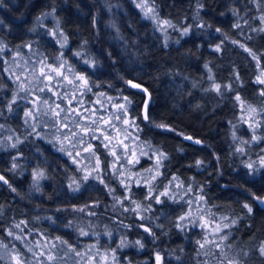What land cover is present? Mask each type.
<instances>
[{"label":"trees","instance_id":"trees-1","mask_svg":"<svg viewBox=\"0 0 264 264\" xmlns=\"http://www.w3.org/2000/svg\"><path fill=\"white\" fill-rule=\"evenodd\" d=\"M150 2L158 15L173 25L166 29L168 41L151 20L144 18L135 0H0V176L7 180L0 181V243L7 245V249L0 247V264H11V256L17 252L30 264H36L37 259L49 264L46 257H34L30 247L36 253L55 256L51 264H89L90 257L95 264H156L157 254L162 264H228L230 260L264 264L258 251L264 242V206L256 200L264 197V167H260L264 140L252 142L246 110L235 99L243 95L248 106L255 100L246 96L262 98L256 78L264 68V32L252 31L264 27L258 19L261 11L250 0ZM233 9L238 16L233 15ZM110 11L115 12V19ZM57 22L68 37L63 49L48 34L56 29ZM236 23L241 27H233ZM185 28L189 30L187 35H181ZM233 40L238 43L233 44ZM239 43L256 53L260 67ZM216 45L221 46L219 52ZM76 52L81 55H74ZM61 55L65 66L88 76L91 91L82 95L86 105L96 106L99 100L106 102L109 110H116L114 104L123 103V96L132 99L130 116L139 131H128L168 156L159 169L161 175L152 183V195L158 196L167 187L174 200L161 197L158 204L148 197L146 183H136L148 177L145 170L153 166L145 155L139 156L140 163L129 167L117 163L114 174L109 152L100 141H90L97 145L101 178L113 190L109 193L91 176L83 179L95 161L87 166L75 164L59 151L57 137L61 134L54 121L41 120L40 106H36L41 99L37 89L46 81H33V86L28 79L35 76L41 59L58 65ZM86 59L93 60L94 66L85 64ZM208 69L215 83L231 88L218 102H214L217 92L211 90L213 80L208 78ZM236 70L248 73L238 85L231 78ZM126 80L148 89L153 123L143 118L145 93L129 88ZM14 94L16 101L9 111ZM29 110L39 115L25 122L24 113ZM156 123H165L174 131L156 128ZM33 125L39 135L33 133ZM69 128L76 129L73 125ZM255 134L264 137V123ZM96 135L103 139L100 132ZM185 136L202 143L195 144ZM84 139L89 140L87 136ZM14 143L16 147H12ZM240 147L243 153L237 151ZM197 160L202 161L199 167ZM249 162H254L256 169L251 174L246 167ZM34 171L45 174L38 184L33 181ZM129 176L130 190L120 183ZM181 183L183 188L178 187ZM76 184L80 187L73 191ZM201 190L204 201L193 203L192 210L199 207L201 215L210 211L212 227L221 217H226L223 223L230 224L219 234L227 235L220 248L207 245L199 249L196 241L206 234L199 222L185 221L183 229L177 227L179 217L190 210L187 201L195 200ZM245 203L253 209L251 213L243 207ZM69 222L72 226L66 227ZM15 224L20 227H13ZM146 227L150 232L144 231ZM81 229L89 235L81 236ZM17 235L21 239H15ZM58 237L82 255L69 252L68 245L59 243ZM209 238L218 241V236L209 234ZM122 241L124 246H120ZM38 242L48 247H36Z\"/></svg>","mask_w":264,"mask_h":264},{"label":"snow or ice","instance_id":"snow-or-ice-1","mask_svg":"<svg viewBox=\"0 0 264 264\" xmlns=\"http://www.w3.org/2000/svg\"><path fill=\"white\" fill-rule=\"evenodd\" d=\"M250 2L255 4L257 9L261 11V15L258 17V19L260 20V23L262 25H264V0H250ZM136 7L139 8L143 12L145 19H151V20L156 21L157 27L159 28V30L164 31V29L166 27H172L173 26L171 24V22L168 20H164V21L159 20V17L156 14L155 6L154 5L150 6L148 3V0H139V2L136 3ZM43 15L48 16V15H51V13H44ZM233 15L238 16V13L235 9H233ZM112 26L115 27V25H112ZM233 27L239 28V27H241V25L239 23H236L233 25ZM188 31H189L188 28L183 29L181 35H187ZM216 31L220 32L221 30L216 29ZM252 31L264 32V27H261L258 29H252ZM48 34L53 37V39L56 41V43L59 44L61 49L65 48L68 45V37L62 31L59 30V22H57L56 29L50 30ZM250 38L251 37H249V39ZM232 43L237 44L238 42L233 40ZM238 46L240 48L244 49V51L248 52L249 55L252 56L253 60H256L257 66L260 67V58L257 57L255 52H253L251 49L247 48L243 43H239ZM220 50H221V46L216 45L215 51L219 52ZM0 51H3V49L0 48ZM74 55L80 56L81 53L76 52V53H74ZM57 59L61 61L58 65L47 64L45 59H41L39 61L41 67L39 69L40 75L38 78H42V80L46 81V83L44 84V87L38 88L37 91L44 92L47 90V91L53 92L54 95H59V93H56L54 91V89L50 86L53 83V81H56L57 78H62L63 80H66L69 84H72L74 89L79 91L81 93V95H83L87 91H91V84H90V80H89L87 75H85V74L76 75L75 73H73V79H69V77L67 75H65L64 72L62 71L65 68L66 61H63L62 55L60 57H58ZM84 63L87 64L89 67H93L95 64V62L91 59L84 60ZM205 68L206 69L208 68L207 64L205 65ZM46 69H47V71H46ZM33 70H35V69H33ZM70 71H72V70L70 69ZM208 71H209V77H208L209 80H213V77L211 75V69H208ZM51 73H54L55 75L53 76V75H51ZM17 79H19V78L17 77ZM237 79H239L238 76H237ZM256 82L258 84L264 85V68H261V74L259 76H257ZM125 83L131 89H136L140 92L145 93L146 95L148 94V89L143 87L138 82H134L133 80H126ZM225 87H230V86H225ZM220 89H221V85L215 83L213 80L211 90L216 91L218 94H220ZM20 90H22V91L25 90L23 84H21ZM259 95L261 97H264V90H261ZM100 96H105V93H100ZM73 99H75V96H73ZM122 99H123V103H115L114 104L116 111L114 113H111L110 117L108 119H105L104 117H100V121H102V125L97 120H92L90 123H85V124H78L75 121H73L75 128L79 129V131H76L74 129L69 128L68 123H66L68 116L62 115V113H66V110L61 108V106L59 104H56L53 107L52 105L49 104L48 100H42L41 101V103H43L45 105H49L47 112L44 114L45 115H47L49 113L51 114L50 118L54 121V125L56 126L57 132L61 134L62 138L57 137V139L59 140V142L61 144L59 151L67 154L69 156V158L72 160V162L75 164L81 163V161L78 158L81 157L82 152L88 154L86 159L92 160L93 158H95V165H93L91 168H89L87 170L86 174L83 176V179L85 181H87L89 179V177L91 176L93 179L98 180V182L100 184H104L106 188H108V185L105 184L104 179L101 178V175H100L101 160H100L99 156L96 155L97 145L92 144L90 141H92V140L100 141V143L103 144V147L109 152V154L115 158L114 162L112 164V170H113V173L116 174L118 171L117 170V162L120 161L122 158L121 154L118 153V151L116 149L118 147L122 146L125 149L123 155L125 158H127L129 146L124 143V140H127V139L131 138V136H132V133L129 132L128 129L135 128L137 131H139V125L135 123V118L130 116V111L134 110L132 99L129 96H123ZM235 99L237 100V102H239L241 104V109L243 110L244 101L242 100V98L239 95H237ZM108 100L110 103L113 102L112 97H108ZM15 101H16V95L14 94L12 100L9 101V103H8V110L9 111H12V105L15 103ZM97 102L102 103V101H99V100ZM69 104H71V100L69 101ZM36 106L39 107V104H37ZM81 107H82V105H81ZM67 111H70L73 115H80L79 113H77L76 108H70ZM261 111H264V109H261ZM248 112L254 114L257 112V110L255 108H252L251 106H248ZM38 115H39V113H34L32 110L25 111V113H24L25 122H27L28 118L35 119L36 116H38ZM81 118L87 120V117H81ZM143 118H144V120L148 121L149 123H153V121L151 119V115H150V99L144 101ZM241 119H243V117ZM115 121H119L120 125H122V127L118 126L115 123ZM93 126H95V127H93ZM154 126L156 128L162 129L164 131H174V129H172L169 125H167L165 123H156V124H154ZM32 127H33V133H35L36 135H39V133L36 132L35 125H33ZM249 127L253 130L252 142L258 143V142L264 140V137L257 136L255 134V129L260 127V122L254 121V117H252L250 119ZM103 129H113L115 132V135H113L111 132H105ZM97 132H100L101 136L103 137L102 140H101L100 136L96 135ZM121 135L124 138L123 140L119 139V137ZM85 136H87L89 138L88 141H85V139H84ZM232 138H233V140L237 139L235 132H233ZM184 139L192 141L195 144H201L202 143V141L194 139L191 136H185ZM64 141H67L69 143L70 147H72V148L77 147V145L83 146L82 152L77 151L75 153V156H73L72 152L64 147ZM19 142L20 141L17 140V143H19ZM242 143H248V141H242ZM12 147H16V143L12 144ZM149 148H150V145H149ZM237 151L243 153L244 149L242 147H240V148H237ZM140 155H147V153H145L143 151L139 152V154H137L136 152H132L131 158H128V164L135 165L136 163H139V156ZM153 155H155V157H156L154 165L151 168L145 170L149 174V176L136 180V183L138 185L146 183L148 186V197L155 199L156 203H158V204L162 203V200L160 199L161 197L167 196L169 199L174 200L175 197L169 195L167 187H166L165 191L160 192L158 196L152 195V192H153L152 183H153V181H155L157 179V177H159L161 175L159 169L162 166V162L164 160L168 159L167 154L162 152V151H159V150L154 151ZM201 164H202V161H200V160L196 161L197 167L201 166ZM13 167H16V165L14 164ZM246 167L251 170L249 174H251L252 172H254L256 170L254 167V162L247 163ZM260 167H264V156L260 157ZM153 172L155 173L154 175L152 174ZM120 175H123V173H120ZM137 175L139 176L140 174H137ZM44 176H45V174L43 171H34L33 172V181L38 184V181L40 179L44 178ZM130 178L131 177L129 176V177H126L125 179H122L120 181L121 185H123L126 189H129V190H130V185L127 181L130 180ZM177 179H178L177 177H173V180H177ZM0 181H4V183H7V180H5L3 176H0ZM169 183H172V181H169ZM79 187H80V185L76 184V186L72 190L76 191L79 189ZM178 187L183 188V184L182 183L179 184ZM191 190H192L191 187H189L187 191L190 192ZM108 191H109V193H111L113 190L111 188H108ZM125 199H128V197H125ZM181 199H183V198L181 197ZM256 200L258 203H260L262 206H264V197L258 196V197H256ZM203 201H204V196L202 194V190H201V194L199 196H197L195 198V200H188L187 204H188V207L190 210L185 212L183 215H181L179 217V221L181 223H178L177 227L183 229L185 227V224L183 222H185V221H188V222L193 223V224L199 222V226L201 227V229L206 230V234H205L204 238L202 240L196 241V243L199 246V249H204L207 245H215L217 248H220L223 241H225L227 239V235H219V234L222 232V229L229 228L230 224L223 223V221L226 219V217H221V221L216 223L215 227H212L211 226L212 225L211 217L213 216V214L210 211L207 212L206 215H201V214H199L201 211L199 207H197L195 210H192L193 203H200ZM133 203H135V201H133ZM139 207H140V205L137 204V208H139ZM243 207L245 209H247V211L249 213H251L253 211V209L247 203H245L243 205ZM84 210L85 209H78V211H84ZM20 223H24V222L21 221ZM232 223L234 224V223H236V221L233 220ZM71 226H72L71 222H69V224L66 225V227H71ZM13 227L19 228L20 225L15 224V225H13ZM144 231L150 232V229L146 227V228H144ZM79 234L81 236L89 235V233L83 231V229L80 230ZM209 234L212 237L218 236V241H217V239H210ZM8 235L13 236V233L11 230H8ZM109 235H110V233H109ZM14 238L19 240V239H21V236L17 235ZM57 240L61 244L68 245L67 241L62 240L59 237L57 238ZM136 244L140 248L144 247L143 243H141L140 240H137ZM120 246H124L123 241L121 242ZM0 247L7 249V245H4L2 243H0ZM36 247L47 248L48 245L47 244L40 245L38 242ZM52 247H55V245L53 244ZM93 247H95V246L93 245ZM199 249L197 250V255L200 254ZM28 250L30 252H33L34 257H46L49 264H51V262L56 259L55 256H53L50 253H45L44 251L36 253L33 250V248H31V247ZM68 250H69V252H75L77 256L82 255L81 253L76 251V249L74 247H72L71 245H68ZM258 251H259L260 256L264 257V242H261ZM114 253H115V250H113V257H112L113 260H115ZM244 254L247 255V253H244ZM104 259L106 260L107 256H105ZM11 260L14 262V264H30V262H26L23 259H21V255L18 252L11 256ZM155 261H156V264H162V258L159 254L156 255ZM36 264H43V261H41L40 259H37ZM89 264H95L94 258H91V257L89 258ZM228 264H238V262L230 260L228 262Z\"/></svg>","mask_w":264,"mask_h":264},{"label":"rangeland","instance_id":"rangeland-1","mask_svg":"<svg viewBox=\"0 0 264 264\" xmlns=\"http://www.w3.org/2000/svg\"><path fill=\"white\" fill-rule=\"evenodd\" d=\"M104 1H108V0H104ZM135 1H136V3L139 2V0H135ZM148 3L150 6L153 5L150 2V0H148ZM155 9H156V7H155ZM142 14H143V12H142ZM156 14L158 15L157 9H156ZM110 15H111L112 19H115V12L114 11H110ZM158 17H159L160 21L165 20L164 18L160 17L159 15H158ZM149 20H151V19H149ZM151 22L153 23V25L155 26L157 31L163 32V35H164L163 39L168 41L170 39V35L168 33H166V29L168 27H166L164 29V31H161L157 27L156 21L151 20ZM224 63H226V62H224ZM66 66L62 71L64 72L65 75H67L69 77V79H73V73H75L76 75L80 74V73L75 72L73 67H71V66L66 67ZM40 67L41 66H39V67L37 66V68H35L36 69L35 74H34L35 76L32 75L31 72H28L29 75L34 76L32 78L29 77V79H28L30 81V84L33 86H34L33 81H38L39 83L41 81H43L42 78H38L40 75L39 74ZM70 69L72 71H70ZM249 69H251V68L249 67ZM46 71H47V69H46ZM246 74H248V73L247 72L241 73L240 71L236 70L235 77H231V78L234 80L235 84L238 85L243 80L244 75H246ZM257 74H258L257 76H259L261 74V68H260L259 73H257ZM51 75L54 76L55 74L51 73ZM237 76L239 77V79H237ZM33 78H35V79H33ZM220 85H221L220 94L216 93L217 95L214 96L215 97L214 102H218L219 98L224 97L225 92L228 90V88H230V87H225L226 85H224V84H220ZM257 85H258L259 91L264 90V85H261V84H257ZM50 86L54 89V91L56 93H59V95H54L53 92L47 91V90L39 93L41 99H38V98L37 99L39 100V106H40L39 110L42 113L41 120L46 119L48 122L53 121L50 118L51 117L50 113L47 115L44 114L47 112L49 105H45V104L41 103L42 100H48L49 104L52 105L53 107L56 104H59L61 106V108L65 109L66 113H62V115L68 116V122H66V123H68L69 127H70V125L75 126L74 124H70V122H73V121H75L78 124H85V123H90L92 120H97L102 125V121H100V117H104L105 119H108L110 117V114L114 113L116 111V110H109L106 102H102V103L97 102L96 106L86 105L83 102V98H82L81 93L79 91L75 90L72 84H69L66 80H63L62 78H57L56 81H53V83ZM205 92H206V94H208V90H206ZM73 96H75V99H73ZM240 96L243 100L244 99L243 95L240 94ZM246 97H248V100H255V102H252L248 106L255 108L257 110V112L254 114L249 113L248 112V106L244 105L243 108L246 110V113L244 114L245 120L249 123L250 119L252 117H254V121L260 122V127H258V129H260L264 123V111H261V109H264V97L260 98L258 95L256 96V94H253V96L248 95ZM70 100H71V104H69ZM238 104H240V103L238 102ZM81 105H82V107H81ZM240 107H241V104H240ZM70 108H76L77 113H79L80 115H73L70 111H67ZM81 117H87V120L82 119ZM118 122L119 121H115V123L118 126H121L120 123H118ZM74 130L79 131V129H77V128ZM103 130L105 132H111L113 135H115V132L113 129H103ZM119 139L123 140L124 138L121 135L119 137ZM124 143L129 146L128 157L125 158L123 155L125 149L122 146L118 147L116 150L118 151V153L121 154V157H122L121 160L118 161V163H126L127 166L129 167L130 164H128V158H131L132 152H136L137 154H139V152L143 151V152L147 153V155H145V156L149 157V159H150V161L148 163H153V165H154L156 157H155V155H153V152L156 150H159L157 146L153 145L150 142H147V141H144V140L138 139L136 137H132V136H131V138L124 140ZM149 145H150V148H149ZM64 146L68 147L69 151H71L74 156H75V153L77 151L82 152V147H83L81 145H77V147L72 148V147H70V145L67 141H64ZM87 156H88L87 153L82 152L81 157H79L78 159L81 161V163H83L85 165H89L90 163H93L94 158L92 160H89V159H86ZM114 159L115 158H113L112 160L114 161ZM11 264H14V262L12 260H11Z\"/></svg>","mask_w":264,"mask_h":264},{"label":"flooded vegetation","instance_id":"flooded-vegetation-1","mask_svg":"<svg viewBox=\"0 0 264 264\" xmlns=\"http://www.w3.org/2000/svg\"><path fill=\"white\" fill-rule=\"evenodd\" d=\"M134 82H136V81H134ZM141 84V83H140ZM141 85H143V84H141ZM144 86V85H143ZM145 87V86H144ZM146 88V87H145ZM146 95V94H145ZM148 96H149V92H148ZM150 99V96L148 97V100ZM145 100H147V95H146V98H145ZM109 157H110V154H109ZM114 157L113 156H111V161L112 162H114L112 159H113ZM139 160H140V158H139ZM94 161H95V158H94ZM149 161H150V159H149ZM94 163V162H93ZM118 163V162H117ZM139 163H140V161H139ZM148 163V162H147ZM83 164V163H82ZM83 165H85V164H83ZM85 166H87V165H85ZM88 261V260H87Z\"/></svg>","mask_w":264,"mask_h":264},{"label":"water","instance_id":"water-1","mask_svg":"<svg viewBox=\"0 0 264 264\" xmlns=\"http://www.w3.org/2000/svg\"><path fill=\"white\" fill-rule=\"evenodd\" d=\"M142 86H143V85H142ZM143 87H144V86H143ZM148 97H149V96H148V94H147V100H148Z\"/></svg>","mask_w":264,"mask_h":264}]
</instances>
